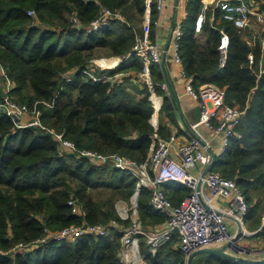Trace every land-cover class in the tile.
<instances>
[{"label":"trees","instance_id":"trees-1","mask_svg":"<svg viewBox=\"0 0 264 264\" xmlns=\"http://www.w3.org/2000/svg\"><path fill=\"white\" fill-rule=\"evenodd\" d=\"M202 1L185 2L186 16L180 23L181 68L193 88L203 84L223 88L225 103L241 111L235 127L240 137L229 139L215 156L212 170L235 182L247 206L242 220L255 228L264 213V34H240L219 19L217 12L211 22L207 15L200 32L194 34L193 21ZM243 1L264 15V0ZM102 8L120 13L126 22L111 19L107 26L89 31ZM148 8L150 37L155 10L151 2ZM144 11L145 0H0V65L11 82L8 95L18 97L28 108L35 104L40 122L61 132L79 150L115 153L143 162L151 135L166 133L163 126L158 124L154 130L149 124L150 90L136 77L142 63L134 54L110 70L91 68L88 63L96 49L110 56L128 54L135 37L130 25L139 23ZM221 45L225 57L219 66L217 48ZM249 53L251 64L246 60ZM72 69L70 79L65 80ZM85 70L97 80L89 79ZM148 71L153 92L161 95L155 86L162 81L159 65L149 63ZM153 101L157 104L159 99ZM43 102H51V107H44ZM159 111L172 121L167 96H162ZM134 187L135 178L128 173L60 152L50 135L34 127L17 128L0 114V250L29 243L41 237L44 229L55 231L82 220L102 225L117 220L124 226L138 218L143 229L164 221V214L147 205L145 188L139 191L134 213L125 220L118 218L115 202H126ZM96 190L101 191V199L92 196ZM70 199L84 211L83 218L70 213ZM258 235L264 239V223ZM119 236L111 230L106 236L49 241L27 252L0 255V264H120ZM170 240L177 241L175 235ZM138 242L143 246V240ZM169 245L162 244L148 256V263L185 264L178 248ZM201 258L200 264H239L217 256Z\"/></svg>","mask_w":264,"mask_h":264},{"label":"built area","instance_id":"built-area-1","mask_svg":"<svg viewBox=\"0 0 264 264\" xmlns=\"http://www.w3.org/2000/svg\"><path fill=\"white\" fill-rule=\"evenodd\" d=\"M179 1L186 2L187 0ZM150 2L155 10V18L152 22L153 27H155L158 25L159 14L165 8L167 0H145V11L142 18L143 36L135 39L129 54L137 56L142 63L143 72L140 75L150 90V96H153L154 92L147 66L149 63L161 64V51L156 43L148 38V5ZM215 12L218 13L219 19L230 23L240 34L249 30L250 24L259 26L260 33L264 34L263 13L258 11L252 3L243 0L203 1L193 21L194 34L200 32L207 15L209 22L213 20ZM31 14L32 11L27 12L28 16H31ZM111 19H119L116 12L106 8L100 9L97 17L90 23L89 31L101 29ZM71 21L76 24L74 18H71ZM181 34L180 23L173 24L169 37L168 52L172 63L180 67L179 42ZM261 41H264V37L261 38ZM217 49L220 54L219 66H221L225 57V49L223 45ZM126 56H121L119 62L123 61ZM246 60L248 64L252 63L250 53L246 56ZM83 72L89 79L97 80L89 70ZM0 74L4 78V93L0 99V114L8 117L15 127L37 128L50 135L57 142L60 152L67 151L78 157L86 158L95 164H109L116 170L128 173L135 178L134 195L132 194L129 199L131 205L129 209L134 211L138 198V195L137 197L135 195L136 191L139 194L140 189L145 188L149 194L147 205L165 216V220L160 226L146 230L140 228L138 218L135 221L137 223H132L127 228H124L121 224L119 225L117 220H110L105 225L88 224L82 220L79 225H69L55 231L44 229V234L41 237L26 244L16 243L6 251L0 250V255L27 252L49 241L68 242L83 235L106 236L111 230H114L120 234L119 261L121 264H149L147 257L154 255L162 244L171 239L172 235H175L177 248L184 258L192 251L217 248L222 245H228V249L234 252L236 256L249 259L264 258V247L251 250L240 246L236 240L233 241L234 237L228 233L225 223L226 218L232 219L240 225L247 208L244 195L235 182L221 176L212 169L200 178L202 170L211 161L212 139L217 138L223 150L231 137H240L235 132V127L239 123L241 111L236 106L225 103L223 88L213 84H203L193 88L191 79L186 77L181 69L179 76L184 80V94L196 102L199 109L198 119L182 131L186 141L174 147V156L172 155V148L175 137L173 135L159 137L152 134L146 159L141 163H137L115 153L100 154L91 150L77 149L71 141L64 138L61 132L54 131L40 122L41 112L35 104L28 108L25 105L13 103L8 95L11 84L1 65ZM155 86L166 92V83L163 80ZM42 105L49 108L51 102H43ZM199 127L209 132L210 136L203 135L198 130ZM194 168L198 169L195 174L192 172ZM198 181H200V185L198 193H196L195 188ZM164 183L184 185L189 193L179 204L174 205L167 199L160 187ZM216 201L221 202V205L217 206ZM67 205L70 206L71 214L83 218L84 211L73 199L68 200ZM115 208L118 212V218L125 220L127 218V206L123 202H117ZM139 237H142L144 241L143 251L139 248Z\"/></svg>","mask_w":264,"mask_h":264},{"label":"crops","instance_id":"crops-1","mask_svg":"<svg viewBox=\"0 0 264 264\" xmlns=\"http://www.w3.org/2000/svg\"><path fill=\"white\" fill-rule=\"evenodd\" d=\"M185 16H186L185 2H181L179 0H167L165 8L159 14L158 25L152 28L150 37H148L151 41L156 43V45L161 51V64L159 65V68H160L162 80L166 83V92L160 90L162 92L161 95H156L155 93L153 96L149 95L150 96L149 100L151 102V107H152V113L149 117V124L154 130L158 127V124L160 126H163L164 131L166 133L163 137H167L170 135H173L175 137V140L173 142L172 155H173L174 147L183 144L186 141V137L184 136L182 131L186 130L191 124L195 123L199 115V109L196 102L192 101L184 94V80H182V78H180L179 76V71L182 68L172 63L168 52L169 37L172 26L177 22L181 23V21L185 18ZM126 55L128 56L129 53ZM114 58L116 62L109 60L102 61L105 63L107 62V65L108 63L111 64L114 63L113 67L106 68L101 64L97 63L96 61L93 62V65L92 63H90L88 67L99 70L113 69L120 63L118 57L117 58L114 57ZM126 58L124 57V59ZM73 72L74 70L73 71L71 70L66 74V76L73 74ZM163 95L168 97V100L171 104L172 116H173L172 121L168 120L166 116H164L159 111L162 104ZM153 98L159 99L157 104L154 103ZM198 130L203 135L210 136L209 132L205 131L202 127H199ZM211 142H212L211 143L212 153L214 154V156H216L222 151V148L219 145V141H217V138H213ZM197 171H198L197 168H194L192 170L194 174L197 173ZM160 187L164 191L166 197L169 198L170 202L174 205L179 204L183 200V198L187 196L189 193V190L187 191V193L183 191V188L185 186L181 184L172 186V183H164ZM216 204L217 206H220L221 202L216 201ZM162 223L163 222L158 223L159 224L158 226H160ZM225 223L227 225L228 233L231 236L234 237L240 235V237H238L237 239V243L240 246L247 247L251 250H258L264 247V239L258 235V232L260 231V228L264 223V213L261 216L259 225L256 226L255 228L249 227L248 222L245 223L243 221L240 225H238L236 224V222H234L232 219L229 218L228 219L226 218ZM243 232H246L248 234H245ZM204 256L206 255H200L194 257L191 261V264L196 258L204 257Z\"/></svg>","mask_w":264,"mask_h":264},{"label":"rangeland","instance_id":"rangeland-1","mask_svg":"<svg viewBox=\"0 0 264 264\" xmlns=\"http://www.w3.org/2000/svg\"><path fill=\"white\" fill-rule=\"evenodd\" d=\"M117 15H118V18L119 19H116V20H118L119 22H126V19L120 14V13H117ZM142 23H143V20H141L139 23H137L136 25H133V24H131L130 26L132 27V29L134 30V35H135V37H134V41H135V39L136 38H139V37H142L143 36V31H142ZM107 24H108V22H107ZM126 24H128V23H126ZM130 24V23H129ZM107 26V25H106ZM105 27V26H104ZM245 34H248L249 33V35H254V36H257L259 33H260V29H259V26H256V25H253V24H250V26H249V30H247L246 32H244ZM134 41H133V44H134ZM132 44V45H133ZM132 47V46H131ZM131 49V48H130ZM114 57H118V58H120L121 56H110L109 54H108V52L107 51H105L104 49H96V50H94L93 51V58H91L90 59V61H89V63H88V65L90 64V63H92V65H93V62L94 61H97L98 63H100V62H102V61H106V60H111V59H115ZM101 58H104V59H101ZM101 64V63H100ZM114 68H116V67H114ZM113 68V69H114ZM3 70V72H4V69H2ZM74 69H72V71H73ZM143 71H141L140 73H138V74H136V77H137V80H139L138 82L139 83H141V82H143V83H145V81L142 79V76L140 75L141 73H142ZM122 74V73H121ZM66 75V74H65ZM126 75H127V73H126ZM125 75V76H126ZM140 75V76H139ZM69 76H71V75H68V76H64V78H65V80H69L70 79V77ZM8 79V78H7ZM9 80V79H8ZM10 82V81H9ZM10 84H11V82H10ZM160 90V89H159ZM162 91V90H161ZM3 93H4V78H3V76L0 74V99H1V96L3 95ZM9 94V93H8ZM11 98V101L13 102V103H15L16 105H24L20 100H18V97H16V96H13V97H10ZM80 150H82V149H80ZM86 150H88V149H86ZM91 151H93V150H91ZM123 157V156H122ZM125 158H128V157H125ZM128 159H130V158H128ZM132 160V159H131ZM107 166H110L109 164H107ZM111 167V166H110ZM101 193V191H98V190H96V191H92L91 192V194H92V196L96 199V198H98V199H101V198H99V197H101L102 195L100 194ZM148 198H149V194H148ZM129 199H130V197H129ZM129 199H127L126 200V202H124L125 200H121V199H117V201L115 202V204L117 203V202H123L126 206H127V208H128V211H126V214H127V216L129 217L130 216V214H132V211H133V209H129L130 207H131V205H130V200ZM148 200V199H147ZM136 208V207H135ZM134 208V209H135ZM115 211H116V208H115ZM116 214H117V216H118V212L116 211ZM165 220V219H164ZM162 222H164V221H162ZM135 223H137V222H135ZM120 225V224H119ZM139 225H140V223H139ZM159 224H156V223H154V224H150V225H148L147 226V228H141L142 230H146V229H150V228H153V227H157ZM123 226V225H122ZM128 226H130V224L129 225H124L123 227L124 228H127ZM138 240L139 241H141V240H143V238L142 237H139L138 238ZM68 242H72V240L71 241H68ZM177 241H175V240H170L169 242H167V243H169L170 245H169V247L171 248V249H173V250H176L177 249V243H176ZM119 247H120V242H119ZM143 246H141V244L139 245V248H140V250L141 251H143V248H142ZM158 250V249H157ZM156 250V251H157ZM156 253V252H155ZM201 260H202V258L201 257H198V258H196L193 262H192V264H200V262H201ZM120 264H121V262H119Z\"/></svg>","mask_w":264,"mask_h":264},{"label":"water","instance_id":"water-1","mask_svg":"<svg viewBox=\"0 0 264 264\" xmlns=\"http://www.w3.org/2000/svg\"><path fill=\"white\" fill-rule=\"evenodd\" d=\"M214 162H215V156H214L213 153H211V161L202 170V172L200 174V178L208 170L212 169V167L214 165ZM199 185H200V181H198V183L196 185V188H195V192L196 193H198ZM135 195L137 197L138 191H136ZM236 224H238V223L236 222ZM243 233L248 234L246 232H243ZM238 237H240V235L234 236L233 241H235V240L237 241ZM200 255L217 256V257L223 258L225 260H229V261L236 262V263H239V264H264V258H261V259H249V258H246V257L236 256L234 252H231L228 249V245H222V246L217 247V248L198 249V250L192 251V252H190V253H188L186 255L185 264H191L192 259L194 257L200 256Z\"/></svg>","mask_w":264,"mask_h":264}]
</instances>
